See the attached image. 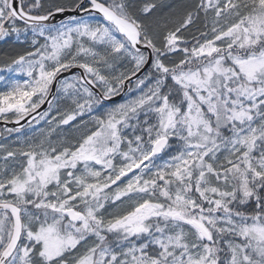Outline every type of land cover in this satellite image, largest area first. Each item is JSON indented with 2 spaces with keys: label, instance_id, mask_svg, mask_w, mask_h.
Here are the masks:
<instances>
[{
  "label": "snow or ice",
  "instance_id": "snow-or-ice-1",
  "mask_svg": "<svg viewBox=\"0 0 264 264\" xmlns=\"http://www.w3.org/2000/svg\"><path fill=\"white\" fill-rule=\"evenodd\" d=\"M13 40L0 264H264V0H0Z\"/></svg>",
  "mask_w": 264,
  "mask_h": 264
},
{
  "label": "trees",
  "instance_id": "trees-1",
  "mask_svg": "<svg viewBox=\"0 0 264 264\" xmlns=\"http://www.w3.org/2000/svg\"><path fill=\"white\" fill-rule=\"evenodd\" d=\"M175 2L177 4H183V3H190L191 0H175ZM24 47L25 46L16 44L14 40L13 41H10L7 44H5L3 42H0V57H4L6 54H14L16 52H22L24 50ZM23 130H25V129H23ZM16 134H18V133H15L14 132L11 135H9L8 133H6L4 131L2 137H5L6 138V137L14 136Z\"/></svg>",
  "mask_w": 264,
  "mask_h": 264
},
{
  "label": "water",
  "instance_id": "water-1",
  "mask_svg": "<svg viewBox=\"0 0 264 264\" xmlns=\"http://www.w3.org/2000/svg\"><path fill=\"white\" fill-rule=\"evenodd\" d=\"M59 19V18H58ZM78 70L76 69H73L72 72H77ZM64 75L66 76H70L71 73H65ZM44 107H47L46 105ZM41 111H43V108L41 109ZM21 124L24 125V127L27 125V122L26 121H21ZM0 127L2 128H18L20 127L19 125H15V124H12V123H8L6 124L4 121H0ZM0 136H1V131H0Z\"/></svg>",
  "mask_w": 264,
  "mask_h": 264
},
{
  "label": "rangeland",
  "instance_id": "rangeland-1",
  "mask_svg": "<svg viewBox=\"0 0 264 264\" xmlns=\"http://www.w3.org/2000/svg\"><path fill=\"white\" fill-rule=\"evenodd\" d=\"M190 38V37H189ZM37 127H43V124L41 125H38ZM22 133L24 134H28V135H32L33 133L31 132V130L27 127L25 130L22 131ZM17 135H20V133H18ZM17 135H14V136H10V137H6L4 139H1L0 140V143H9L11 141H14L16 139V136Z\"/></svg>",
  "mask_w": 264,
  "mask_h": 264
}]
</instances>
